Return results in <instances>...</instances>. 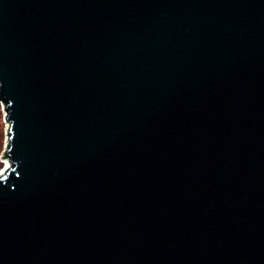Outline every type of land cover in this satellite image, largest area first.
Returning <instances> with one entry per match:
<instances>
[{"label": "water", "instance_id": "1", "mask_svg": "<svg viewBox=\"0 0 264 264\" xmlns=\"http://www.w3.org/2000/svg\"><path fill=\"white\" fill-rule=\"evenodd\" d=\"M0 264H264V0H0Z\"/></svg>", "mask_w": 264, "mask_h": 264}, {"label": "rangeland", "instance_id": "2", "mask_svg": "<svg viewBox=\"0 0 264 264\" xmlns=\"http://www.w3.org/2000/svg\"><path fill=\"white\" fill-rule=\"evenodd\" d=\"M3 128H4V124L2 122V111H1V105H0V148L2 145V139H3Z\"/></svg>", "mask_w": 264, "mask_h": 264}]
</instances>
